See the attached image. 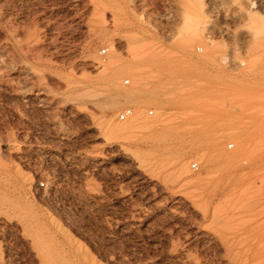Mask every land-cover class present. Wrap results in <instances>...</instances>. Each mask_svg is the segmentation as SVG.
Returning a JSON list of instances; mask_svg holds the SVG:
<instances>
[{"label":"rangeland","instance_id":"obj_1","mask_svg":"<svg viewBox=\"0 0 264 264\" xmlns=\"http://www.w3.org/2000/svg\"><path fill=\"white\" fill-rule=\"evenodd\" d=\"M245 11L243 0H0V264L252 254L264 36ZM217 208L219 246L204 234Z\"/></svg>","mask_w":264,"mask_h":264},{"label":"bare ground","instance_id":"obj_2","mask_svg":"<svg viewBox=\"0 0 264 264\" xmlns=\"http://www.w3.org/2000/svg\"><path fill=\"white\" fill-rule=\"evenodd\" d=\"M254 18V17H253ZM187 19V18H186ZM185 19V20H186ZM255 19V18H254ZM188 20V19H187ZM187 22V21H186ZM190 27V26H189ZM190 28H192V27H190ZM256 30V29H255ZM195 31V30H194ZM193 34H196V33H191V35H193ZM194 36V35H193ZM197 36V35H196ZM192 38H194V37H191V39ZM197 38V37H196ZM195 38V39H196ZM254 39V38H253ZM187 42H188V40H186ZM193 41V40H192ZM259 58V57H258ZM253 61V60H252ZM254 62V61H253ZM255 63H257V62H255ZM112 64V63H111ZM109 65V64H108ZM254 65V64H253ZM138 78V77H137ZM139 79V78H138ZM257 97V96H256ZM117 131V130H116ZM114 132V131H113ZM253 174V173H252ZM256 174L257 173H255V175H252L251 176V179H250V176H249V179H250V185L249 186H251V188L253 189V188H255V187H257V188H255L254 190H258L260 187H258V186H260V185H256V184H258V183H256V178H254V177H257L256 176ZM258 175V174H257ZM260 177V178H259ZM259 177H257V178H259V180L257 179V181L261 184L262 183V178L264 177V176H259ZM247 178H248V176H247ZM242 179V178H241ZM240 180V179H239ZM246 180V179H245ZM241 181V180H240ZM243 181V180H242ZM264 182V181H263ZM262 185V184H261ZM247 188H248V185L246 186ZM250 189V188H249ZM256 190V191H257ZM263 190V189H262ZM261 189L259 190L260 191V193H261V191H262ZM251 191V190H250ZM253 193H255V192H253ZM258 193L259 192H257V195H258ZM256 195V196H257ZM262 195V194H261ZM259 196V195H258ZM262 196H264V195H262ZM260 197V196H259ZM259 197H257V198H259ZM252 200H253V198H252ZM263 201V200H262ZM257 202V201H256ZM260 202V201H259ZM256 205V204H255ZM255 205H254V207H255ZM218 206V205H217ZM209 207V206H208ZM253 207V206H252ZM262 207V206H261ZM209 209V208H208ZM216 209V208H215ZM203 210H204V208H203ZM207 210V209H206ZM206 210H204L205 212H206ZM253 210V209H252ZM257 210V209H256ZM218 211H219V209L217 208V210L215 211V214H214V217L212 218V220H210L209 222V224H208V226L206 227V229L204 230V234L205 235H208L209 237H210V239H212L213 241H214V243L217 245V246H219L218 245V236H219V223H218V219H219V213H218ZM213 212V211H212ZM253 213V212H252ZM264 213V208H261V209H259V210H257V216H255V218L256 217H258L260 214L262 215ZM205 213H203V215H204ZM254 215V214H253ZM205 217H203V219L205 218L206 220H207V217H208V212H206V214L204 215ZM209 217H211V216H209ZM262 217V216H261ZM234 218V217H233ZM252 218V217H251ZM253 218H254V216H253ZM252 218V220H250V221H253L254 223H255V227H253L252 229H253V232H251V234L253 233V235H252V237H251V240H250V242H251V247H249V249H253V250H251L250 252H252V254H248V252H245V253H238V252H236V253H234V254H231V253H233L234 252V250H233V252H232V250L230 249L229 250V253H230V251H231V253L229 254V253H226L225 255L227 256V262H226V264H264V218H263V221H260L259 222V219L257 218V220L255 219H253ZM226 220V219H225ZM229 221V220H228ZM249 221V220H248ZM231 222H233V221H231ZM244 222V221H243ZM242 222V223H243ZM246 222V221H245ZM235 224V223H234ZM244 224V223H243ZM247 225V224H246ZM245 225V226H246ZM234 227H235V225H234ZM238 227H240V226H238ZM231 228V227H230ZM255 228V229H254ZM226 229H228V228H226ZM236 229H238V228H236ZM234 230V229H233ZM249 230V229H248ZM236 231V230H235ZM252 231V230H251ZM241 232V231H240ZM249 233H250V231H249ZM238 234V233H237ZM247 234V233H246ZM224 236V235H223ZM242 236V235H241ZM244 236V235H243ZM249 236V235H248ZM227 237V236H226ZM240 238V237H239ZM243 238V237H242ZM246 238H247V236H246ZM226 239V238H225ZM241 239V238H240ZM225 241V240H224ZM234 241V240H233ZM238 241V240H237ZM239 241H241V242H243L242 240H239ZM238 241V242H239ZM248 241V240H247ZM225 243V242H224ZM244 243H246V242H244ZM243 243V244H244ZM249 245V244H248ZM227 246V245H226ZM225 248V247H224ZM245 248H246V246H245ZM247 249V248H246ZM244 251H246V250H244ZM249 251V250H248ZM226 252V251H225ZM225 256V257H226ZM224 257V258H225Z\"/></svg>","mask_w":264,"mask_h":264},{"label":"clouds","instance_id":"obj_3","mask_svg":"<svg viewBox=\"0 0 264 264\" xmlns=\"http://www.w3.org/2000/svg\"><path fill=\"white\" fill-rule=\"evenodd\" d=\"M232 2L234 4H236L239 2V0H232ZM245 4L247 5V7H245ZM235 7L241 11V8L239 6H235ZM243 7L246 9V11L243 13H246L248 16H249V13H251L252 15L259 18L256 22L258 25L256 35L257 36H264V15H262L259 11H256L257 0H243ZM249 18H250V16H249ZM194 23H196L195 20H189L187 22V24L189 26L193 25Z\"/></svg>","mask_w":264,"mask_h":264},{"label":"built area","instance_id":"obj_4","mask_svg":"<svg viewBox=\"0 0 264 264\" xmlns=\"http://www.w3.org/2000/svg\"><path fill=\"white\" fill-rule=\"evenodd\" d=\"M101 52H102V53H105V49L102 48V49H101ZM125 82H128V81L126 80ZM148 113H149V114H152V110H149ZM131 114H132V110H131L130 108H125L123 111H121V112L118 114V118H119L120 120H126V118L129 117ZM229 146H231V144H230ZM192 166H193V167H197L196 163H194Z\"/></svg>","mask_w":264,"mask_h":264}]
</instances>
